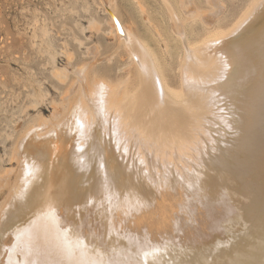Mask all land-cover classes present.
<instances>
[{
  "label": "bare ground",
  "instance_id": "1",
  "mask_svg": "<svg viewBox=\"0 0 264 264\" xmlns=\"http://www.w3.org/2000/svg\"><path fill=\"white\" fill-rule=\"evenodd\" d=\"M161 1L182 38L180 96L168 90L149 49L113 6L103 3L112 34L150 100L142 99L138 88L134 104L124 103V80L115 89L96 79L90 83L86 75L94 58L74 68L61 93L63 113L54 107L47 120L39 117L19 137V173L0 206L1 264H145L153 251H163L170 261L189 259L193 250L211 245L222 216L232 219L241 208L242 188L231 195L226 173L216 163L223 162L221 155L229 158L227 153L235 157L236 147H221L226 130H232L251 142L238 155L242 166L235 167L233 179H245L264 164V0H255L256 19L249 27H262L248 50L240 42L241 30L226 41L189 45L182 37L183 19L168 0ZM193 2L186 1L183 12L198 16L207 28L206 12L198 13ZM59 71L55 75H67ZM178 121L181 130L175 129ZM212 167L218 172L213 183L219 200L204 197L209 185L202 179L189 199L177 178L188 181L193 176L187 171L204 175L201 170ZM252 217V239L246 237L242 247L248 256L232 264H264V212ZM173 236L187 240L175 242ZM256 250L262 252L260 261Z\"/></svg>",
  "mask_w": 264,
  "mask_h": 264
},
{
  "label": "rangeland",
  "instance_id": "2",
  "mask_svg": "<svg viewBox=\"0 0 264 264\" xmlns=\"http://www.w3.org/2000/svg\"><path fill=\"white\" fill-rule=\"evenodd\" d=\"M113 1L0 0V206L3 205L6 194L10 192L19 173V163L15 158L19 137L39 117L47 120L54 107L58 115L63 113L61 93L65 85L72 81L76 66L96 59L86 75L89 82L96 79L115 89V85L124 80L127 84L124 103L133 105L137 100L135 92L139 88V79L134 73L130 56L112 34L108 17L103 10V3L111 4L119 18L130 28L135 39L140 40L146 50L149 49L147 52L156 59L168 90L179 94L180 68L183 63L180 42L182 38L177 36L172 28L169 6L161 0ZM168 1L175 9V13L177 12L176 15L179 14L183 19L185 29L183 28L182 37H186L187 43L191 46L200 45L210 38L226 41L234 38L235 33L241 30L243 32L239 35L242 36L240 42L243 48L248 50L254 46L253 40L251 43V36L262 27L260 23H257L252 30L249 27L255 18L252 16L257 12L255 0H217L216 3L193 0L196 7L192 4L193 8L201 9L197 10L198 13L206 12L210 20L207 28L211 26L210 29L202 25L198 16L185 15L183 11L188 0ZM246 20L249 23L244 26ZM260 47L261 43L257 48ZM90 48L92 53H89ZM59 70H63L67 75H61L62 78L55 75ZM58 76L60 78H57ZM138 91L140 97L150 100L148 99L150 94L144 92L142 87ZM180 122L175 123V129H182L179 125L183 121ZM226 132V136L223 137L226 146L221 143V147L226 151L236 147L237 151L233 152L235 157L228 153L226 155L230 156L229 158L221 155L223 162L221 165L218 163L216 165L225 171L224 176L228 178L230 184L228 192L231 195L242 188L238 194L242 201L241 208L232 219L221 217L218 230L215 232L217 235L205 250H193L189 259L177 258L172 261L166 254L164 257L163 251H153L145 264H232L235 258L248 256L247 251L242 247L245 245L246 237L249 236L248 241L252 239L250 227L253 224V213L264 212V164L249 173L245 179H233L235 167L242 166L238 164L240 162L238 155L248 151L251 142L247 138L236 136L232 130ZM201 171L204 175L187 171V177L193 176L188 181L185 177V180L177 178L180 184L189 190L184 194L192 199L194 190H199L197 181L202 179L209 185V188L204 186L209 190V193L207 189L202 191L204 197L209 194L213 201H218L213 183L219 180L216 176L217 170L212 167L211 170ZM205 174L211 176V179ZM170 177L175 184L173 175ZM191 180L194 185L190 183ZM230 201L231 199H227L228 203ZM172 238L179 243L187 240L180 236ZM255 256L260 261L261 250H256ZM4 258L5 254L0 253V264Z\"/></svg>",
  "mask_w": 264,
  "mask_h": 264
}]
</instances>
